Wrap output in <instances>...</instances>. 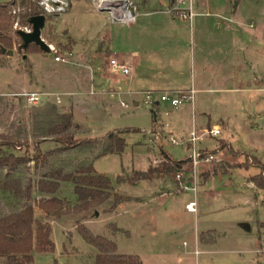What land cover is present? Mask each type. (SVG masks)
Segmentation results:
<instances>
[{
  "label": "rangeland",
  "instance_id": "374dc122",
  "mask_svg": "<svg viewBox=\"0 0 264 264\" xmlns=\"http://www.w3.org/2000/svg\"><path fill=\"white\" fill-rule=\"evenodd\" d=\"M210 1L216 6L238 5L235 19L241 23L242 30L250 27L251 40L254 39L250 61L255 68L256 85L264 89V0ZM5 2L10 4L6 15L10 17L7 35L12 42L9 49L12 54L0 53V135L22 143L13 151L16 156L22 157L26 153L29 158H34L36 147L41 154L57 147L50 131L61 122V114L70 113L72 128L69 131L74 138L92 143L68 149L43 162L21 165L10 174L0 170V188L9 180L19 182V192L2 194L0 190V217L17 212L25 205H34L40 199L56 197L74 205L73 185L69 182H57L53 194L39 192L38 184L54 182L56 173L75 175L78 167L90 164L96 173L107 176L112 183L110 199L90 211L85 220L82 216H70L50 221L35 207L34 218L51 226L50 239L54 249L51 253L33 252L31 264H92L95 250L77 232V222L92 235L114 242L119 254L139 255L142 264H264V191L255 186L248 187L260 169L251 165L241 167L257 162L264 171V128L261 123L264 90L252 94H224L221 97L226 105L211 106L205 114L196 110L197 136L206 133L207 127L214 124L221 126L223 131L214 139L203 136L195 144L201 157L217 154L220 158L218 163L197 166L195 195L189 190L179 192L174 174L161 177L159 181L163 185L153 180L139 181L133 186L116 184L118 176L132 178L134 172H145L149 166L160 169L163 161L160 153L175 161L190 158L192 154L191 150L185 151L186 141L171 135L177 142V146H172L165 140L170 134L162 135L157 130L156 123L165 125L177 121L168 105L163 107L160 103V109L147 107L140 96L138 105L134 106L135 98L125 94L124 86L118 88V95H106L105 90L112 87V81H121L120 75H109L107 68L96 81L104 93L98 95V90L89 87L91 80L99 77L90 80L87 60L79 59V54L102 47L112 32L122 34L126 27L107 21V13L97 10L96 0H66L67 10L56 17H45L41 30L42 41L52 46L56 54L42 52L34 45L24 52L19 50L21 41L16 31L28 28L22 23L28 8L22 0H0V4ZM133 2L138 14L161 12L167 5V0H147L144 7L140 0ZM163 17L158 15L160 19ZM66 52H72L73 57L67 58V62H54L53 56H64ZM29 93L40 95L37 105L32 106L22 96ZM154 98L158 101L159 94ZM183 122L182 130L190 132V138L193 130L189 119ZM155 131L158 138L152 136ZM109 133H121L124 151L120 155L96 158ZM222 140L228 141L229 145L221 143ZM202 148L211 151L199 150ZM153 162L157 163L156 167ZM188 166V173L181 175L182 180H186L193 169L190 163L183 165V169ZM186 186L191 188V180ZM113 194L123 200L110 210L115 205ZM146 194L149 198L140 199L162 203L155 209L154 218L143 214L144 207L138 209L139 204L127 203L136 199L127 196ZM193 201L196 212L191 214L185 206ZM121 206L134 207L135 212L140 210L138 214L145 218L116 215ZM3 262L0 259V264Z\"/></svg>",
  "mask_w": 264,
  "mask_h": 264
},
{
  "label": "crops",
  "instance_id": "0c3cea01",
  "mask_svg": "<svg viewBox=\"0 0 264 264\" xmlns=\"http://www.w3.org/2000/svg\"><path fill=\"white\" fill-rule=\"evenodd\" d=\"M140 1L143 7L147 3V0ZM193 2L195 17L191 25L164 13L170 6V0H167L165 10L137 13L135 23L125 26L127 30L124 33L112 32L105 45L95 47L89 53L79 54V59L83 57L87 60L90 80L91 77H99L92 79L89 85L90 88L93 86L98 90V95H102L104 91L97 87L96 81L101 78L100 74L107 68V61L112 57L124 65L129 73L124 78L118 76L120 82L112 81V87L105 90V94L110 97L118 95V88L124 86L125 94L133 96L136 101L134 106H137L138 97L143 92L161 94L193 89L195 92L193 101L185 102L184 107L172 108L163 103V107L166 104L174 112L173 115L177 120L175 124L156 123L157 130L162 135L167 133L170 134L168 136L175 135L186 141L187 152L190 151L188 144L190 132L182 130L183 120L188 122L189 119L191 130L197 135L195 130L198 122L197 109L205 114L211 106L221 107L225 104L221 97L224 94H252L264 90L256 85V72L250 61L251 45L254 40H251L250 27L249 29L243 27L242 30L241 23L235 19L238 5L232 7L230 3L228 6L227 4L216 6L210 0H193ZM159 14L164 15L163 19L158 18ZM71 56L73 57L72 52ZM161 105L160 102H156L153 108L160 109ZM208 120H211L210 116ZM261 123L264 128V117ZM156 127L154 126V129ZM214 127L223 131L218 124L212 125L211 128L207 127V130ZM202 135L203 133L199 134V139L203 137ZM220 142L229 145L228 141ZM199 150L211 151L208 148ZM159 180L161 179L153 181L161 184ZM149 196V194L127 196L136 198L135 201L130 199L127 203L139 204L138 209L144 207L143 214L154 218L157 214L155 209L161 207L162 203L152 202L151 199H140ZM135 210L137 209L134 207L121 206V211L116 215L145 218L138 214L140 210L136 212ZM126 233L127 236L130 235L128 231ZM134 256L139 255L134 254Z\"/></svg>",
  "mask_w": 264,
  "mask_h": 264
},
{
  "label": "trees",
  "instance_id": "16d2710c",
  "mask_svg": "<svg viewBox=\"0 0 264 264\" xmlns=\"http://www.w3.org/2000/svg\"><path fill=\"white\" fill-rule=\"evenodd\" d=\"M22 4L28 8L27 14L22 18L24 25L28 24L31 17L42 15L37 6L29 0H22ZM9 6L8 2L0 4V53L1 49L9 52L12 47L11 39L7 35L10 30V25L7 22L10 17L6 15V9ZM28 49L29 47L25 51ZM60 119L61 122L50 131L57 147L44 154H41L36 147L34 158H29L26 153L22 157L16 156L13 151L20 148L22 143L14 138L0 135V170L10 174L21 165L34 161L43 162L68 149L81 145L87 146L92 143L90 140L80 141L74 138V134L69 131L72 128L70 113L61 114ZM124 147L125 141L121 133H109L95 157L120 155L124 151ZM160 156L163 160L160 169L149 166L145 172H134L132 178L118 176L115 183L133 186L139 181H152L161 177H170L177 173H188L189 166L187 169H183V165L189 164V159L175 161L164 153H160ZM250 165L259 168L260 172L252 177L249 183L264 191V171L257 162L245 163L241 167L247 168ZM53 179H55L54 182L48 180H45L48 182H40L38 184L39 192L53 194L56 191L57 182H69L73 185L75 204L70 206L64 200L56 197L40 199L34 205H25L17 212L0 217V259L4 260L2 264H31L33 252H53L54 245L50 239L51 226L47 222L34 218L33 209L35 207L40 209L50 221L70 216H82L81 219L85 220L90 211L100 208L111 197L112 183L110 179L105 175L96 173L90 164L78 167L75 175L56 173ZM18 184L17 180H9L0 190L2 194L8 191L19 192ZM113 198L115 205L111 206L110 210L123 200L117 194H113ZM262 203L264 204V198ZM76 230L84 242L95 250L92 264H142L137 256L118 254L114 242L104 237L92 235L80 222H77Z\"/></svg>",
  "mask_w": 264,
  "mask_h": 264
},
{
  "label": "built area",
  "instance_id": "2783aa9c",
  "mask_svg": "<svg viewBox=\"0 0 264 264\" xmlns=\"http://www.w3.org/2000/svg\"><path fill=\"white\" fill-rule=\"evenodd\" d=\"M31 3L35 4L37 8L41 11L44 17H56L63 14L67 8L68 3L66 0H29ZM96 8L100 12L107 13V21L112 24H121L124 26L133 25L138 17L133 0H96ZM48 5V8L45 5ZM165 14L171 16L172 18L185 22L188 25H191L193 18L195 17L194 13V2L193 0H170V6L164 11ZM27 29L18 30L25 33L31 32V27L27 24ZM49 53L56 54L55 49L48 45ZM71 57L70 52H66L64 56H53L54 62H67V58ZM107 69L109 71V75H120L127 76L128 69L122 65L115 57L109 58L107 61ZM194 90L190 89L187 91H175V92H163L159 94V100L156 101L154 98L153 92H143L140 94L142 97L143 105L147 107H154L156 102L166 103L172 108L179 107L184 102H192L194 96ZM92 94V92L90 93ZM26 98L27 102L32 106L37 105L39 101L40 95L35 93H29L22 95ZM58 100V98H57ZM123 108H127L126 104H120ZM220 135V129L218 127H214L204 133L202 136H207L209 138H216ZM152 136L158 138V133L155 131L152 133ZM165 138V137H164ZM199 137L193 131L190 135L188 144L190 146V150L192 151L191 157L189 159V163L193 167L190 172L188 178L186 180H182V173H177L175 175L176 181L179 183V192L182 191H191L194 195L196 192V184H195V171L197 166L202 164H212L218 163L220 158L217 154H207L205 157H201L198 150L195 148V144ZM165 140L169 142L172 146H177L176 140L172 136H168ZM157 163L153 162V166L156 167ZM191 180V188L186 185ZM249 188H254L252 183H249ZM185 210L188 213L194 214L196 212L195 202H190L185 206ZM264 237V234H263Z\"/></svg>",
  "mask_w": 264,
  "mask_h": 264
},
{
  "label": "water",
  "instance_id": "95a60500",
  "mask_svg": "<svg viewBox=\"0 0 264 264\" xmlns=\"http://www.w3.org/2000/svg\"><path fill=\"white\" fill-rule=\"evenodd\" d=\"M236 4H234L235 7ZM28 25L31 27V32L25 33L22 31H16V36L20 39L21 45L19 46L20 51H25L30 45L36 46L40 51L49 53V47L41 39V30L45 25V17L43 15L31 17L28 20ZM1 53H7L11 56V52H6L1 49ZM97 216V214H95Z\"/></svg>",
  "mask_w": 264,
  "mask_h": 264
},
{
  "label": "clouds",
  "instance_id": "9594fccd",
  "mask_svg": "<svg viewBox=\"0 0 264 264\" xmlns=\"http://www.w3.org/2000/svg\"><path fill=\"white\" fill-rule=\"evenodd\" d=\"M45 7H46V8H48V5L46 4V5H45ZM48 10H49V11H51V9H50V8H48Z\"/></svg>",
  "mask_w": 264,
  "mask_h": 264
}]
</instances>
